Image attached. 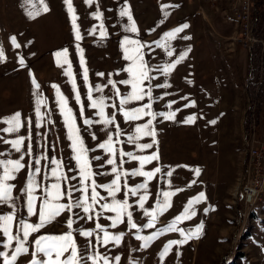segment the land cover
<instances>
[{
	"label": "rangeland",
	"instance_id": "374dc122",
	"mask_svg": "<svg viewBox=\"0 0 264 264\" xmlns=\"http://www.w3.org/2000/svg\"><path fill=\"white\" fill-rule=\"evenodd\" d=\"M213 1L92 0L89 5L85 0H71L77 16L80 36L77 39L64 0H31L27 5L24 0H0V48L4 52V60L0 62V121L21 113V127L15 133L5 132L8 125L0 122V160H16L24 154L21 161L24 167L9 181L14 186L15 204L0 205V214L14 213L11 233L15 235L21 219L33 225L39 223L41 204L54 183H60L62 194L87 185L86 192L72 191L71 197L64 195L60 203L81 198L92 203L93 183L99 197L89 213L82 209L64 210L46 226L30 232L27 252L18 255L14 264H32L35 259H43L34 255L35 240L42 235H63L69 231L80 253L87 250L99 256L97 264H103L105 256L111 264H264V176L253 207L247 208L237 201L242 183L250 184L257 174L246 142L250 146L255 142L264 144V103L248 127L249 115L256 114L246 92L253 72L251 52L241 46L249 51L246 67L241 69L237 62L240 44L234 40L239 26L230 37L220 21L222 12L216 10L218 0ZM124 7L130 10L135 32L126 30L127 17L119 15ZM225 13L229 20L233 19L227 6ZM183 24L188 27L175 37H166ZM11 37L16 38L19 47L13 45ZM125 38L138 44L126 45ZM137 48L148 69V79L140 84L144 94L139 100L121 105V100L133 92L131 83H122L132 80L127 69L133 66V61L125 57L135 56ZM58 52H66V56L57 57ZM258 52L260 56L263 54L264 45ZM260 74L261 64L254 81L260 79ZM33 81L39 85L38 89ZM60 97L71 110L75 128L87 150L92 175L84 184L61 113ZM101 98L102 114L99 104L93 106ZM140 108L144 113L138 118L125 117V112ZM168 114H174V118L166 119ZM188 117L195 120L185 122ZM137 128L145 131L137 133ZM147 131L154 132V136L146 134ZM20 137L23 143L18 153L11 141ZM110 138L111 152L100 147ZM146 144L152 147L143 148ZM29 145L31 154H28ZM97 156L99 160L95 159ZM144 157L153 158L144 160ZM109 159L113 164H108ZM113 167L119 173L115 199L128 200L132 206L128 211H132L137 229L129 228L126 215L115 228L111 227L110 218L115 213L100 206L111 203L112 197L101 186L117 179ZM36 168L40 171L33 177L36 199L34 214L30 215L24 189L29 174ZM157 168L161 169L159 173L155 172ZM194 168L200 169L198 177L191 171ZM53 169H57L59 181L53 177ZM133 171H151L154 176H132ZM141 183L147 185L145 208L148 209L155 207L161 198L159 193H175L171 207L157 218L151 229L143 228L147 218L137 204L138 196L143 193L126 195ZM201 192L205 193V200L196 206L197 215L178 225L188 230L203 222L198 239H191L183 246L173 245L163 259L164 246L181 239L178 232L163 234L148 247H141L142 241L135 238L138 230L142 236L151 235L167 226ZM88 216L92 219H87ZM70 218L74 221L73 229L67 227ZM97 223L110 235L123 233L120 242L97 243L102 236L95 228ZM80 229L91 232V237L79 235ZM5 239L0 234V245ZM0 251L9 250L0 247ZM70 252L71 249L61 259ZM116 256L120 257L118 262L113 260Z\"/></svg>",
	"mask_w": 264,
	"mask_h": 264
},
{
	"label": "snow or ice",
	"instance_id": "6c2138e0",
	"mask_svg": "<svg viewBox=\"0 0 264 264\" xmlns=\"http://www.w3.org/2000/svg\"><path fill=\"white\" fill-rule=\"evenodd\" d=\"M65 4L67 5V10L69 12L70 19L73 23V29L76 33V38L80 39L78 28L76 25V13L75 9L72 7L71 0H64ZM86 4L91 5L92 0H85ZM24 4H31V0H24ZM45 11H47V8L45 7ZM30 18H32L31 13H27ZM120 17H127L128 20V27L126 28L127 31L135 32V24L132 20V16L130 13V10L128 7H124L119 12ZM96 18H99V12L96 14ZM101 29L103 28V25L100 26ZM188 27L187 24L181 25L180 28H177L175 32L166 34V37H175L176 33L182 31L183 29H186ZM101 36H104V32L101 31ZM13 45L15 47H19L18 44L15 43L16 38L11 37ZM187 39V37H186ZM159 43V42H158ZM124 44L126 45H132V44H138V42L130 41L127 38H125ZM127 53V49H125ZM136 55L130 56L126 55V59L133 61V66L129 67L127 71L131 74L132 80L131 81H122V83L128 84L131 83L133 92L132 95L126 97L125 99L121 100V105L126 104L129 100H139L142 98V95L144 94V89L140 87V84L143 80L148 79V69L144 64V61L142 57L139 55V49H135ZM61 55L66 56V52L64 53H56L57 57H60ZM183 58V56L181 57ZM4 60V52L3 49L0 48V62H3ZM136 61H139L137 64ZM20 64L23 65L24 61L21 59ZM83 63V60L81 61ZM169 67H172L171 65ZM168 69H164V71H167ZM35 88H39L38 84H35V81H33ZM150 91V90H149ZM79 99V97H77ZM58 102L61 106V113L64 116L65 124L68 128V134L69 139L72 141V149L75 153V159L79 165L80 173H81V184H84V182L87 180V178L92 175V173L89 171L88 167V161L86 157V149L83 145V141L80 139L78 129L75 128L74 124V118L71 114V110L67 109L65 106V101L62 97L58 99ZM41 101L37 100V114L39 116V105ZM103 99L101 98L99 101H94L93 106L95 107L97 104L101 107V114L103 109ZM144 113V109H136L133 112H125L124 115L128 119H136L140 115ZM166 119H173L174 114H168L165 116ZM195 120V117H188L186 118L185 122L193 121ZM8 127L4 129L5 132L8 133H15L19 131L21 127V113L16 112L10 117L5 118L3 121H0ZM110 122V121H106ZM85 123H89V121H85ZM212 123H215L213 121ZM148 126H145V129H147ZM145 129L137 128L136 132L141 133L142 131H145ZM146 134L154 136V132L147 131ZM23 143V137L14 139L11 141L12 148L18 152L21 153V145ZM101 148L105 149L106 151L111 152L112 151V145H111V138L106 144L100 145ZM143 148H151V144H146L142 146ZM28 154H31V145H29ZM129 158H132L131 153H127ZM24 158V154L21 153L19 159L11 160V159H5L0 160V169H2V172H0V205H8L12 204L14 206L15 200L13 198L12 192H13V185L9 183L10 180H13L15 178L16 173L24 167L22 164V160ZM153 157H144V160H150ZM95 159L99 160L100 157L97 156ZM37 164H39V161H36ZM108 164H113V160L109 159ZM59 165L57 164V169ZM57 169H53L52 175L53 177H56L57 181L61 178L57 175ZM40 169L36 168L33 173L29 174L27 186L24 189L26 195H27V211L28 213L34 214V200L36 197L34 196V190L36 188V181L33 178L35 173H39ZM161 171L160 168H157L155 170L156 173H159ZM191 171L194 172V176L198 177L200 174L199 168L191 169ZM113 172L116 173L117 179L114 180L111 184L102 185L108 193L109 196L112 197L111 203H103L101 204V208L104 210L112 211L115 213L114 217H111V227L115 228L118 223L122 222V217L124 215L127 216V223L129 228L131 229H137V224L133 222V213L132 211H128L129 208L132 206L129 204L128 200L125 199L123 201L115 199V192L118 191V188L116 187L117 181L119 180V173H117V170L115 167H113ZM142 175L147 178H151L154 176V173L149 172H138L133 171L131 173L132 176L135 175ZM168 175H171V173H168ZM193 183H195V180H193ZM60 183H54L51 185V191H49L46 194V197L43 199V202L40 207L39 211V223L33 225L29 222H26L25 220L21 219L19 221V228L17 229V232L15 235H12L11 233V226L15 219L14 213H8V214H0V234L5 239V242L0 245V247H3L4 249H8L9 251H0V261H2V264H14L16 261L18 255L22 253L27 252L26 245L28 244L30 232H35L39 230L40 228L46 226L47 223L51 222L54 218H56L58 215H60L64 210L71 211L72 209H82L84 213H89L92 211V206L95 204L99 197L98 193L96 192V185L93 183L92 185V192H91V201L92 203H89L87 199L81 198L76 199L72 202H69L67 204L60 203V200L64 198V195H67L68 197H71L72 191H79V192H86L87 191V185L84 184L83 188H73L71 191L67 192L66 194H62L60 190ZM138 193L140 194L137 198V204L139 208L143 209V215L147 218V222L143 225L144 229H151L155 227L157 218L161 215H163L170 207H171V197L174 196V192L171 191H163L159 193L160 199L156 201L155 207L148 209L145 208V202L148 199L147 196V185L145 183H141L134 188L129 189V192L126 193V195L131 196H137ZM205 200V193L201 192L198 196H196L193 199H190L183 207L182 213L180 215H177L174 220L170 221L167 226L158 229L157 231L153 232L151 235H140L139 230L137 231V234L135 238L139 241H142L141 247H148L149 243L156 239L157 237L172 233V232H178L181 239L171 240L164 246L163 253H161V259H163L164 254L168 253L173 245L176 246H183L185 243H187L191 239H198L201 231L203 230V222H201L196 228L194 229H188L185 230L183 228L178 227L179 224L190 220L194 218L197 215L196 212V206L203 202ZM205 214H207L208 209L206 208ZM80 219H84V217H80ZM87 219H92L91 216H88ZM74 221L73 219H69L67 221V227L69 229H73ZM95 228L99 231V233L102 234L101 237L98 238L97 243L100 244H107L109 242L119 243L121 240V237L123 236V233L119 235H110L109 232L99 223L95 225ZM79 235L83 237H91L92 233L83 229L79 230ZM13 242H15V247H12ZM69 249H71L70 255L67 256L64 259H61L63 257L64 253L68 252ZM35 256L43 257V259H35L32 261V264H97V260L99 259V256L95 253L89 254L86 250L85 253H80L78 251L77 244L75 240L73 239V233L72 231H69L66 234L63 235H42L38 239L35 240ZM180 253L177 252V256H179ZM53 256H55V259H53ZM115 262H118L120 260L119 256H116L113 258ZM103 264H111L109 258L105 256L103 258Z\"/></svg>",
	"mask_w": 264,
	"mask_h": 264
},
{
	"label": "built area",
	"instance_id": "2783aa9c",
	"mask_svg": "<svg viewBox=\"0 0 264 264\" xmlns=\"http://www.w3.org/2000/svg\"><path fill=\"white\" fill-rule=\"evenodd\" d=\"M216 1V0H214ZM213 1V2H214ZM227 11L231 13L234 22L239 26L238 36L234 39L251 52L255 44L264 45V40L257 39L255 32L257 28L256 0H227ZM247 146L248 156L252 159L253 165L257 169V174L246 184L242 183L241 190L237 197L238 202H242L245 207L254 206L256 198L261 190V177L264 176V144L255 142ZM254 169V168H253Z\"/></svg>",
	"mask_w": 264,
	"mask_h": 264
},
{
	"label": "trees",
	"instance_id": "16d2710c",
	"mask_svg": "<svg viewBox=\"0 0 264 264\" xmlns=\"http://www.w3.org/2000/svg\"><path fill=\"white\" fill-rule=\"evenodd\" d=\"M226 2H228L226 0ZM264 0H256L255 2V8H256V16H257V25L258 28H256L255 35L257 39H260L264 37ZM260 44H255L252 49H251V57H250V63L253 72L251 73V78L247 82L246 86V92L250 101L251 105H255L256 109V114L251 113L249 116V122H248V127H251V123L253 122V118H257L261 109H262V104L264 103V77L262 76L263 74V57H264V52L263 54H260L258 52L259 49H261ZM255 63V66H254ZM261 64V77L260 79L254 81L255 77L259 75V68ZM251 70V71H252Z\"/></svg>",
	"mask_w": 264,
	"mask_h": 264
},
{
	"label": "crops",
	"instance_id": "0c3cea01",
	"mask_svg": "<svg viewBox=\"0 0 264 264\" xmlns=\"http://www.w3.org/2000/svg\"><path fill=\"white\" fill-rule=\"evenodd\" d=\"M222 6H223V8H222ZM226 6H227L226 0H218L216 2V10L222 12V15L220 16V21L222 23H224L223 24V26H224L223 30L225 32H227V34L231 37V36H234L235 35L234 33L237 31V24L233 21L232 18H231L232 20H229L228 15L225 13ZM236 34L238 35L237 32H236ZM233 44L234 43H232V44L230 43L229 46L233 45ZM233 47H234V45H233ZM237 50H238L237 62L241 64V69H243L245 66V62L248 60L247 53L249 54V51L246 52L244 49H242L241 45H239V48Z\"/></svg>",
	"mask_w": 264,
	"mask_h": 264
},
{
	"label": "bare ground",
	"instance_id": "6f19581e",
	"mask_svg": "<svg viewBox=\"0 0 264 264\" xmlns=\"http://www.w3.org/2000/svg\"><path fill=\"white\" fill-rule=\"evenodd\" d=\"M261 183H263V176L261 177ZM260 192H261V190H260ZM259 195H260V193H259ZM259 195H258V197H259ZM255 203H256V200H255Z\"/></svg>",
	"mask_w": 264,
	"mask_h": 264
}]
</instances>
